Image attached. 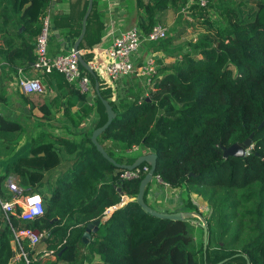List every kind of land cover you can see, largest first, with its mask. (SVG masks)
Returning <instances> with one entry per match:
<instances>
[{
  "label": "trees",
  "instance_id": "trees-1",
  "mask_svg": "<svg viewBox=\"0 0 264 264\" xmlns=\"http://www.w3.org/2000/svg\"><path fill=\"white\" fill-rule=\"evenodd\" d=\"M126 4L135 7L142 35L162 14L182 13L186 5L192 21L185 23L198 31L174 64L156 70L147 96L138 98L130 91L120 101H110L116 116L97 139L111 143L104 148L118 163L135 160L137 156L125 153L132 145L156 154V173L170 188L179 189L183 200L175 211L197 212L204 219L206 249L202 225V238L196 244L197 218H157L135 200L114 209L90 239L83 240L86 225L103 219L105 210L120 201L121 193L135 197L146 174L122 180L123 169L107 161L91 142L92 131L107 119L94 90L103 117L88 134L76 140L41 132L31 139L29 153L0 173L2 199L12 198L5 183L15 174L26 193L41 195L44 207L42 215L27 221L18 216L20 206L9 221L0 207V264H26L22 259L12 261L16 254L12 229L22 228L46 233L34 247L22 239L29 264H264V124L258 127L264 121V0H209L206 6L194 0H126ZM49 6L50 0H0V56L12 70L33 63L34 37ZM87 6L88 0L85 11ZM107 8L98 13L93 0L86 41L95 31L98 39L104 34L105 18L94 26L92 19L97 14L105 16ZM81 25L82 21L76 37ZM90 58L91 53L83 54L86 62ZM79 66L93 86L95 80L99 82L100 96L109 99L110 88L96 72L90 74ZM42 74L60 82L58 76L63 78L57 71ZM63 81L77 99H86V94ZM0 98L4 97L0 94ZM65 105L69 113V100ZM91 108L85 105L79 120ZM69 119L72 126H78L73 116ZM21 130L19 122L0 116L2 144L6 146L5 137ZM250 134L252 146L244 156H223V147L241 143ZM62 151L74 157L70 169L51 188L46 175L61 164ZM148 188L149 184L144 192L146 203ZM192 195L205 202V213L199 211ZM41 249H53L55 258L38 259Z\"/></svg>",
  "mask_w": 264,
  "mask_h": 264
},
{
  "label": "crops",
  "instance_id": "crops-1",
  "mask_svg": "<svg viewBox=\"0 0 264 264\" xmlns=\"http://www.w3.org/2000/svg\"><path fill=\"white\" fill-rule=\"evenodd\" d=\"M95 4L98 13H102V10L105 7H108L105 16L102 17L96 13L97 15L92 19V24L94 26L97 24L100 18H105V31L100 39H98V36H96V31L90 35V41H86L83 38V40L80 42L82 45V48L80 49L81 53H91V58L88 63L93 66V69L95 70L99 79H101L103 83L110 88V101L118 102V100L120 101L125 97V94L128 95L130 91L132 96L138 98L147 96V89L148 87L153 88V84H146L143 82L144 79L140 78L137 74L136 76H138V78L136 79H134L133 74H131L128 77L114 82L107 75L105 70V65L109 62L110 58L106 55L103 49L108 45L109 42H111L113 36L117 35L119 31L137 24L135 7H131L130 4L127 5L126 0H95ZM49 7H51L52 10L53 25L49 38L50 42L48 54L53 56L65 53L73 48V44L77 38L76 32L79 22L82 21L83 15L85 13L86 0H50ZM54 16L56 17V20L53 21ZM108 32H112V36L110 33L108 36H106ZM87 42L88 45H92V47H88ZM160 53L154 54L155 57L160 56ZM142 54L143 56H141L140 59H138V56L136 55L135 62L137 65L141 64L149 56L148 52L146 54L142 52ZM3 62L4 69L0 70V94L4 98H0V105L3 106L4 103H6L8 93L11 94L12 88L14 85H17V77L20 74L28 77L37 76L40 78L45 87V91L42 94H25L18 88L19 91L14 94L15 96H13L12 102H9V104L5 105L6 107L3 106V110H0V116L19 122L22 125V130L15 132L14 134L17 135L20 140H17L18 143H16V148H13V152H7L5 145L0 146V173L4 172L7 164L21 156L28 154L31 139L41 132H46L47 134L53 136H66L78 140L81 138V136L88 134L96 125V123L102 119V112L97 106L94 93L88 94L84 101L77 99L71 93V87L64 83L61 76H58V79L61 80L60 82L55 80V77H52L51 75L38 73L31 65L32 63L27 68L25 66H19L18 68L14 69L12 73H7L6 68L7 66L9 67V65L4 59ZM6 74H13V79H15V81L8 78ZM55 99H59L57 104H54ZM68 100L69 103H71V106L69 113H66L65 102ZM85 105L92 108L86 116H82L81 120H79L78 116L83 115L85 111ZM12 106L14 107V111L11 109ZM45 107H47L48 110H46ZM69 115L73 116L78 122L77 127L71 125ZM27 138H29V140H27ZM110 144L111 143L106 140L103 142L102 146L104 147L105 145L110 147ZM142 150V153L136 152V156L150 152L144 148ZM12 153H14V155H11ZM61 156V164L50 174L46 175V178L49 179L48 182L51 188L55 181L60 178V175L70 169V165L74 157V155L67 154L64 151H62ZM11 177L16 183L18 182V177L15 174H11ZM172 191L176 198L177 195H180L179 189H172ZM156 197L158 199H156ZM191 197L193 199V195ZM177 199L176 205L179 204H177ZM147 200L150 205H154L156 203L157 207L164 208L165 211L176 210V205L174 207L168 208L164 200L161 199L160 202L159 192L148 190ZM95 259H97V257H95L94 260ZM60 264L69 263L63 262Z\"/></svg>",
  "mask_w": 264,
  "mask_h": 264
},
{
  "label": "built area",
  "instance_id": "built-area-1",
  "mask_svg": "<svg viewBox=\"0 0 264 264\" xmlns=\"http://www.w3.org/2000/svg\"><path fill=\"white\" fill-rule=\"evenodd\" d=\"M194 1L199 3L200 6H206L209 0ZM188 7V5L182 7L181 12L183 14H188ZM52 25V10L51 7H48L42 17L41 29L34 38V60L32 66L38 73H51L57 71L62 74L67 83L73 85L80 93L86 95L93 93L94 86L91 83L90 77L84 74L80 69L77 54L73 49L53 56L48 54L47 47ZM109 33L112 36V32H108L106 36H108ZM166 35L167 28L161 24H154L146 35L141 34L137 25H132L119 31L103 49L110 58L109 62L105 65L107 75L115 82L136 73L138 76L146 78V84L151 85L153 77L156 74V57L150 55L141 64L137 65L135 62L136 53L141 43L157 42L164 39ZM18 83L19 89L25 94H42L45 91L43 83L37 76L28 77L20 74L18 76ZM143 148L145 149L142 145H132L125 150V153L136 155V152H139ZM142 164L132 170L123 169L120 178L122 180H129L140 177L142 172H147L149 169L148 164ZM5 185L12 193V198L10 200H4L0 197V207L7 221H9V216L11 214L16 213V206H20L21 208L18 216L22 220H31L43 214V200L39 193H26L11 176L8 177ZM148 190L159 192L160 202L161 199L164 200L168 208L176 205V199L173 196L174 193L172 188H170L168 183L163 181L156 171L152 175V181L149 184ZM129 199L130 197L128 195L121 193L120 201L105 210L104 218H107L114 209L121 207L128 202ZM156 199L158 198L156 197ZM163 211H165L164 208ZM12 233L13 246L16 248V256L14 257L16 259H22L26 264H29L28 255L22 248V239L27 240L30 247H34L44 239L46 235L45 231L22 228L19 230L12 229ZM54 253L55 251L53 249H41L36 255L38 259H45L47 257L54 259Z\"/></svg>",
  "mask_w": 264,
  "mask_h": 264
},
{
  "label": "water",
  "instance_id": "water-1",
  "mask_svg": "<svg viewBox=\"0 0 264 264\" xmlns=\"http://www.w3.org/2000/svg\"><path fill=\"white\" fill-rule=\"evenodd\" d=\"M92 5H93V0H88V6H87V9H86V11L83 15V18H82L81 31H80L79 36L76 38L72 49H73V51L76 52L80 65L83 66V68L86 69V71H88L90 74H95V72H94L95 70L93 69L92 65L83 59V54L81 53L80 49H78V46H79L80 42L83 40L85 31H86V20H87V17L89 15L91 9H92ZM94 90H95L96 94L99 96L101 102L103 103L104 108H105V112H106V116H107L106 121L101 126L96 127L92 131L91 136H90L91 142L93 143V145H95L97 151H99L101 153V155L107 161H109L110 163H112L113 165H115L119 169L132 170V169L138 167L142 163H146L149 165L148 171L141 178V180L139 182L138 192H137L136 196L130 198L129 200H135L142 207V209L145 212H147V213H149V214H151L157 218L169 219V220H178V219H188L192 216H197L201 220V223H202L201 225L203 227V247H204V249H206V246H207V227H206L204 219L202 218V216L199 213L193 212V211L192 212L191 211H159L156 208H154L152 205L145 202L144 192H145L146 186L151 183L152 175L156 171V154L154 152L143 153V154L138 155L132 163H118L113 157H111L108 154V152L104 149L102 144L98 141L97 138H98L99 134L102 133L109 126L111 121L115 118L116 113L110 104V100L102 98L100 96L99 82L97 80H95V82H94ZM263 124H264V121H262L258 127H261ZM251 137H252V134H250L249 138L245 139L241 143H233V144L229 145L228 147H223V156L225 158H228L229 156H237V157L244 156L246 154L247 150L252 146ZM117 190L120 191L121 188L119 187ZM105 219H101V220L96 219V220H94V221H92L86 225L85 231L83 234V240L85 242H87L91 233L96 231V229L98 228V225L101 223V221H103ZM11 244H12V246L14 245L13 242H11ZM14 259H15V257L12 258V261Z\"/></svg>",
  "mask_w": 264,
  "mask_h": 264
},
{
  "label": "rangeland",
  "instance_id": "rangeland-1",
  "mask_svg": "<svg viewBox=\"0 0 264 264\" xmlns=\"http://www.w3.org/2000/svg\"><path fill=\"white\" fill-rule=\"evenodd\" d=\"M213 11H210V14L213 15V17L215 18L216 14L212 13ZM188 19L190 21L191 17L189 14L185 13H179V10L175 13L170 11L165 12L164 14H162L159 18L158 21H156L154 24H161L163 26H165L167 28V35L164 39H162L161 41H157V43L151 44V43H141L140 48L138 50V52L136 53V55L138 56V59H140L141 56H143L142 52H144L145 54L148 52L149 56L154 54H159L160 52V56H156V70L158 71L159 68H165L168 65H172L175 63L176 59L179 58V56L185 51L187 50V46H186V42L190 39H193V37L195 36V33L198 31V29L195 26H190L187 25L185 23V20ZM187 20V21H188ZM153 25V24H152ZM182 32V33H181ZM50 42V41H49ZM47 51H49V43H48V47H47ZM148 55V54H147ZM2 63V65H1ZM0 70L4 69V62L2 57L0 56ZM7 73H12V69L9 68L7 66ZM8 78H10L11 80L15 81V79H13L14 75H8L6 74ZM16 76V75H15ZM140 77V76H139ZM133 78L136 79L138 78V76H136V73H133ZM142 78V77H140ZM155 78V77H153ZM143 82L146 83V78H143ZM17 88L14 85V87L12 88L11 94L8 93V98L6 100V103H4L3 106H5L6 104H9V102H12V98L13 96H15L14 94L17 93V91H19V83H18V77H17ZM147 87V86H145ZM6 97H7V93H6ZM2 105H0V110H3ZM6 107V106H5ZM14 107L12 106L11 109L14 111L13 109ZM15 133L10 134V136L5 137V142H9L8 144H6V149L7 152H13V148H16L17 144V140H20V138H18L17 135H14ZM15 136V137H14ZM1 139V137H0ZM23 140V138H22ZM27 140H29V138H27ZM5 143H1L0 142V146H3ZM143 150H140L139 153H142ZM15 153V152H14ZM14 153H12L11 155H14ZM129 155V154H128ZM133 156V155H131ZM136 156V155H134ZM8 157V156H6ZM18 183V182H17ZM173 196L175 197V194H173ZM178 198V199H177ZM177 198L175 197V199H177V204L178 201L180 200V195H177ZM193 202L196 204V206L198 207L199 211H201L202 213H205L207 211V206L205 204V202L197 199L194 195H193ZM182 198H181V204H182ZM154 208L163 211V208L157 207L156 203L154 205H152ZM163 207V206H162ZM176 208H178V205H176ZM192 212V211H191ZM197 218L198 220L192 223H194V237L197 239L196 244H199L201 238H202V231H201V220L197 217V216H192L191 218Z\"/></svg>",
  "mask_w": 264,
  "mask_h": 264
}]
</instances>
